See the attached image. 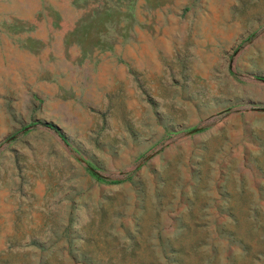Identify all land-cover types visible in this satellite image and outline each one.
Returning a JSON list of instances; mask_svg holds the SVG:
<instances>
[{
  "label": "rangeland",
  "instance_id": "obj_1",
  "mask_svg": "<svg viewBox=\"0 0 264 264\" xmlns=\"http://www.w3.org/2000/svg\"><path fill=\"white\" fill-rule=\"evenodd\" d=\"M217 1L0 0V264H264V51H187Z\"/></svg>",
  "mask_w": 264,
  "mask_h": 264
},
{
  "label": "crops",
  "instance_id": "obj_2",
  "mask_svg": "<svg viewBox=\"0 0 264 264\" xmlns=\"http://www.w3.org/2000/svg\"><path fill=\"white\" fill-rule=\"evenodd\" d=\"M234 4L237 5V3H229L226 0H219L216 3H210V11L201 13V16H209L205 23L202 22L199 25L197 21H195L193 24L195 30L198 28H206V30L208 29V31L205 33L206 39H204L202 43H199L198 39H196V34L193 35L192 43L188 45L187 51H193L196 53L200 52V61L197 60V58L195 61L199 63L200 68L203 66L208 67L209 69L212 67V63H207V61L215 62V57V60L218 59V55L215 54V52L218 53L220 51H232L233 53L231 55V59L229 60V64L230 62L233 63L234 70L231 68V71H229L227 74L235 75L237 76V79H242V76L245 74L243 73L244 70L240 68L244 66L248 67L246 61L250 58L258 57L259 53L257 52H260L261 50L264 51V23L259 24L257 20L251 23V18L249 16L250 13H247V15H229L228 10L230 7H233ZM211 5L215 6L214 8L216 9V12L211 11ZM254 48H256L258 51H254ZM205 52H207V54H203ZM262 56H264V53H262ZM203 58L204 61L202 63L205 64H201ZM223 58L224 60L227 59L225 56ZM197 63L194 66V74L195 76H201L198 74V72H196L198 69ZM236 68L238 69V72L235 73L234 71ZM212 76L216 75L212 74ZM250 77L254 80L264 82L263 74L253 73ZM217 82L218 81L216 78H213V80L210 79V83L216 84ZM73 102V99H71L70 103L72 104ZM70 103L69 107H71ZM47 104L49 103L47 102ZM262 109L264 110V107ZM45 123L51 122L45 121L43 123L45 127L49 128L45 125ZM49 129L54 130L59 139L65 145H68L67 140L60 133L56 125H54V129Z\"/></svg>",
  "mask_w": 264,
  "mask_h": 264
},
{
  "label": "trees",
  "instance_id": "obj_3",
  "mask_svg": "<svg viewBox=\"0 0 264 264\" xmlns=\"http://www.w3.org/2000/svg\"><path fill=\"white\" fill-rule=\"evenodd\" d=\"M46 126H48L49 128H53L54 129V125L51 123H45Z\"/></svg>",
  "mask_w": 264,
  "mask_h": 264
}]
</instances>
